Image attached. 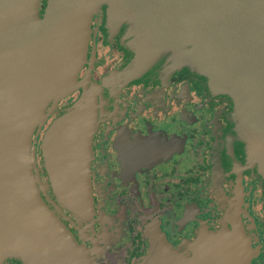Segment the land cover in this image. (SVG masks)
<instances>
[{"label": "flooded vegetation", "instance_id": "flooded-vegetation-1", "mask_svg": "<svg viewBox=\"0 0 264 264\" xmlns=\"http://www.w3.org/2000/svg\"><path fill=\"white\" fill-rule=\"evenodd\" d=\"M89 24L76 90L36 138L40 153L55 114L94 93L88 186L42 187L47 217L34 228L43 235L35 231L29 258L3 264H214L227 249L228 264H264V194L245 167L230 99L168 55L133 64L126 27L106 5Z\"/></svg>", "mask_w": 264, "mask_h": 264}, {"label": "water", "instance_id": "water-1", "mask_svg": "<svg viewBox=\"0 0 264 264\" xmlns=\"http://www.w3.org/2000/svg\"><path fill=\"white\" fill-rule=\"evenodd\" d=\"M39 2L0 0V264L17 253L29 258L35 231L44 233L34 228L46 211L35 196L32 136L50 116L46 107L52 111L76 90L88 18L102 4L112 24L126 27L133 64L168 55L230 99L245 159L264 185V0H46L38 17ZM90 97L78 98L44 131L41 155L50 186H65L66 161L86 143ZM229 250L215 255L214 264L233 262Z\"/></svg>", "mask_w": 264, "mask_h": 264}, {"label": "rangeland", "instance_id": "rangeland-1", "mask_svg": "<svg viewBox=\"0 0 264 264\" xmlns=\"http://www.w3.org/2000/svg\"><path fill=\"white\" fill-rule=\"evenodd\" d=\"M40 3V2H39ZM101 6V5H100ZM39 7V6H38ZM99 8V7H98ZM92 17V16H91ZM91 17L90 18H88V25H87V27H88V30H89V23H90V19H91ZM89 34H90V30H89ZM88 40H89V35H88ZM88 40H87V43H88ZM87 48V47H86ZM85 60V59H84ZM83 65V64H82ZM81 65V66H82ZM81 68V67H80ZM80 68H79V70H80ZM78 74V73H77ZM77 79V81H78V77L76 78ZM207 82H208V80H207ZM94 85V84H93ZM92 84H89V86H93ZM211 90H213L211 87H209ZM213 91H215V90H213ZM216 92V91H215ZM91 94V104H93V106H94V103H93V97L94 96H92L94 93H90ZM72 95V94H71ZM71 95L70 96H68V97H71ZM83 95H81L80 97H82ZM65 98H67V97H65ZM64 98V99H65ZM72 98V97H71ZM64 99H61L60 101H62V100H64ZM78 99V98H77ZM76 99V100H77ZM75 100V101H76ZM59 101V102H60ZM74 101V102H75ZM58 102V103H59ZM74 102H72V104L74 103ZM72 104H70V106L72 105ZM69 106V107H70ZM56 107H57V105H56ZM55 107V108H56ZM47 108H49V107H46V109H45V112H51L50 111V109L49 110H47ZM55 108H53V109H55ZM62 108V107H61ZM53 109H51V110H53ZM63 110L64 109H61L60 110V112L59 113H57V114H55V117L57 116V115H60L62 112H63ZM50 114V116H51V114H52V112L51 113H49ZM231 115H232V112H231ZM49 116V117H50ZM92 116H93V120L91 121V124H90V126L88 127V135H89V131L92 129H94V127H95V124H94V120H95V113H94V110L92 111ZM48 117V118H49ZM48 120V119H47ZM231 120H232V118H231ZM233 122V121H232ZM96 123V122H95ZM92 124H93V126H92ZM45 125V124H44ZM44 125H43V127H44ZM42 127V128H43ZM233 127H234V130H236V125H235V123L233 122ZM41 128V129H42ZM41 129L39 130V131H37V133L35 134V135H33L32 136V139H33V149H34V156H33V165H34V170H35V173H34V175L33 176H35L36 177V180L38 181L37 182V184H36V189H35V196L37 197V199L38 200H41L40 199V197H39V191L40 190H42V187H44V186H48L49 185V181H48V176L46 175V171H45V169H44V159H43V157H42V155H41V149H42V146L40 147V150H39V152L40 153H37V150H36V142H37V137L39 136V133H40V131H41ZM47 129V128H46ZM45 129V130H46ZM44 134V133H43ZM236 134V133H235ZM239 135V134H238ZM240 136V135H239ZM236 137L240 140V138L237 136V134H236ZM42 138H43V136H42ZM241 142V141H240ZM242 143V142H241ZM41 144H42V140H41ZM243 144V143H242ZM243 147H244V144H243ZM84 150V151H83ZM73 156H74V158L73 159H71L72 161L71 162H67L66 161V164H67V166L68 165H70L69 167V171H68V174L66 175V182H65V186H72L73 184L74 185H78V184H81V183H85L87 186H88V159H89V148H88V138H87V140H86V143H85V145L82 147V148H79V149H77V150H75V152L73 153ZM245 167H246V169L250 172V174H251V176L250 177H252V175H256V179H257V181H258V183H259V185L261 186V190H262V193L264 194V185H263V182L261 181V179H260V177L257 175V173H256V171H255V167H254V165L252 164V163H249L246 159H245ZM34 177V178H35ZM52 186V185H51ZM43 206L44 207H42V209L41 210H43V211H46V215H42V218H45L46 219V217H47V210H46V206L43 204ZM42 239H44V238H42ZM71 246H72V244H71ZM13 258V257H12ZM11 259V258H10ZM14 259V258H13ZM3 264V263H2Z\"/></svg>", "mask_w": 264, "mask_h": 264}, {"label": "bare ground", "instance_id": "bare-ground-1", "mask_svg": "<svg viewBox=\"0 0 264 264\" xmlns=\"http://www.w3.org/2000/svg\"><path fill=\"white\" fill-rule=\"evenodd\" d=\"M191 42H192L194 45H196V46L202 44L199 40L194 39V38H192V41H191ZM209 57H210L211 60L213 61V64H214V66L216 67V69L218 70V72H219V73H222V69H221V67L218 65V62L216 61L215 57H214L213 55H209ZM238 104H239L240 106L243 107V102H242V101L238 100Z\"/></svg>", "mask_w": 264, "mask_h": 264}]
</instances>
